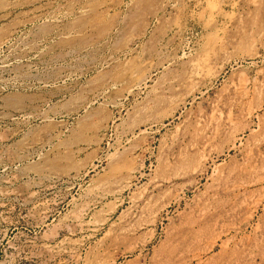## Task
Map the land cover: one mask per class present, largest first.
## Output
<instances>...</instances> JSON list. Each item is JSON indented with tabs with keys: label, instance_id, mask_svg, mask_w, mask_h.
<instances>
[{
	"label": "rangeland",
	"instance_id": "374dc122",
	"mask_svg": "<svg viewBox=\"0 0 264 264\" xmlns=\"http://www.w3.org/2000/svg\"><path fill=\"white\" fill-rule=\"evenodd\" d=\"M0 264H264V0H0Z\"/></svg>",
	"mask_w": 264,
	"mask_h": 264
}]
</instances>
